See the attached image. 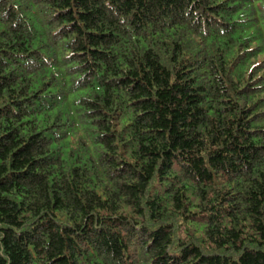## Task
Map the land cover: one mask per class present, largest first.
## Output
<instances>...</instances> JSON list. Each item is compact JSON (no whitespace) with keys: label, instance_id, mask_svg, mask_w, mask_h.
<instances>
[{"label":"trees","instance_id":"16d2710c","mask_svg":"<svg viewBox=\"0 0 264 264\" xmlns=\"http://www.w3.org/2000/svg\"><path fill=\"white\" fill-rule=\"evenodd\" d=\"M0 264H264V0H0Z\"/></svg>","mask_w":264,"mask_h":264}]
</instances>
